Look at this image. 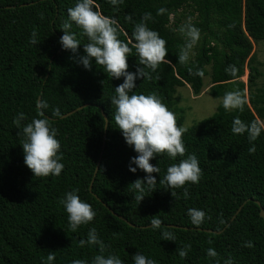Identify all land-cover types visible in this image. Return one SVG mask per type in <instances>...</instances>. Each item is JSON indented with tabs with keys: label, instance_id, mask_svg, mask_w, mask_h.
I'll list each match as a JSON object with an SVG mask.
<instances>
[{
	"label": "trees",
	"instance_id": "1",
	"mask_svg": "<svg viewBox=\"0 0 264 264\" xmlns=\"http://www.w3.org/2000/svg\"><path fill=\"white\" fill-rule=\"evenodd\" d=\"M76 2L0 0V264H49V252H55L51 264H72L76 259L91 264L100 254L99 247H81L79 241L87 239L92 228L110 246L103 254L118 255L124 264H134L132 256L137 251L157 264H217V260L224 264L229 258L233 264H264V220L259 216L260 209L264 211V131L253 142L255 153L250 154L247 133L233 134L231 130L236 117L245 123L264 120V84L257 87L260 73L252 53L253 44L264 41V0H123L118 6L95 0L102 14L118 20L122 28L119 38L125 42L132 38L134 25L143 15L152 14L147 25L167 41L166 59L172 64L162 63L156 72L146 69L153 79H137L134 93L159 95L175 113L178 126L183 118L175 106L176 88L187 85L194 96L200 95L207 66L215 96L233 84L243 94L247 88L243 111H226L221 105L184 133V157L172 159L164 153L150 160L160 172L152 174L157 180L155 189L152 192L145 185L140 203L134 199L137 192L131 183L147 174L129 170L130 159L137 153L117 128L111 104L115 87L124 78H111L94 59L91 70L79 63V57L86 55L83 44L89 41L75 22L70 21L71 31L81 41L78 52L65 50L59 43L64 34L61 26L69 20L67 10ZM161 8L167 11L157 15ZM129 14L132 21L126 19ZM189 17L201 35L188 64H180L178 55L186 38L179 28ZM34 30L37 44L30 43ZM127 62L130 72L140 66L134 48ZM229 65L237 68L235 77L225 71ZM198 69H203V77L195 75ZM246 69L245 84L240 80ZM38 100L48 104L44 115L58 129L64 164L59 176H34L24 163L23 136L17 135L21 129L13 124L21 112L26 117L24 125L39 118ZM56 108L60 117L53 116ZM104 135L105 148L93 179ZM190 154L197 156L203 175L199 183L185 184L189 193L185 198L184 188L170 189L159 180L171 164ZM75 189L92 205L96 217L73 232L59 201ZM190 208L206 213L202 224L191 222ZM153 216L162 220L160 228L151 226ZM166 230L174 234L175 241L162 240ZM248 241L254 246H244ZM186 244L191 249L181 258L177 249ZM209 248L218 253L216 258L207 255Z\"/></svg>",
	"mask_w": 264,
	"mask_h": 264
},
{
	"label": "clouds",
	"instance_id": "2",
	"mask_svg": "<svg viewBox=\"0 0 264 264\" xmlns=\"http://www.w3.org/2000/svg\"><path fill=\"white\" fill-rule=\"evenodd\" d=\"M113 6L123 3V0H108ZM166 9H158L157 15L165 13ZM69 20L64 21L61 26L63 35L60 37L59 43L63 49L71 50L77 53L81 41L77 38V34L72 32V23L82 29V34L88 38V43L83 44L86 55L79 57L85 69L91 70L92 60L96 65L104 67L106 73L111 78H124L123 83L115 87V95L111 98V104L115 106L114 120L117 128L122 132L126 143L134 148L136 156L130 159L129 170L133 173L140 169L147 175L143 179H136L131 183L137 194L134 199L139 203L145 198V185L148 190L154 191L157 183L153 173H159V166L150 163V160L161 154L176 159L178 156L184 157L187 149L182 140L184 133L188 129L184 126L177 125V118L173 111L169 110L166 104L156 93L149 95L135 94V81L137 79H153L151 72H156L162 63L172 64L166 59L168 50L166 48L167 41L159 35L157 31L150 29L147 21L152 19V14L147 12L143 15L141 21L134 25L132 38L125 42L119 38L122 31L121 25L114 17L102 14L99 5L95 0H77L74 7L67 10ZM126 19L132 21V15L129 14ZM71 21V22H70ZM179 32L186 38L184 45L180 48L178 62L180 64H188L193 48L198 43L201 30L192 22L191 17L188 22L179 28ZM134 39L135 43L132 42ZM30 43L37 44V32L34 30L31 34ZM131 45V47L129 46ZM135 49L139 58V63L135 72L128 71V57L131 56L132 49ZM146 69H150L151 72ZM191 71V69H189ZM233 77L236 76L237 68L229 65L225 69ZM203 77V69H198L195 73ZM155 79L159 80L157 76ZM247 97L239 90L228 91L224 94L222 104L226 111L240 110L243 111ZM48 104L41 100L37 103V111L39 118H33L26 125L22 121L26 119L24 113H19L13 119V124L21 129L17 133L22 135L21 145L24 153L25 165L34 173L36 177H47L49 175L59 176L64 169L61 163L63 154L60 152L61 144L56 138L58 129L54 127V121L44 115V110ZM54 117H60L59 108L53 110ZM233 134L243 135L247 133L249 143L252 145L248 152L254 154L256 151L253 143L264 131V121L253 120L251 123H245L239 117L234 118L232 122ZM132 165H135L133 167ZM203 175V170L199 166V160L195 154L187 155V158L181 159L178 163H173L167 168L166 175L159 183L166 184L170 189L184 188L183 195L188 197V189L185 184L191 182L199 183ZM78 189L69 191L65 194L59 203L63 205L68 214V223L70 229L75 232L79 226L88 224L96 217V211L92 205L82 200L78 193ZM172 196H176V192H171ZM188 215L191 222L195 225L203 223L206 213L197 208L188 209ZM210 219V217H208ZM153 228H160L162 220L153 216L151 220ZM162 240L175 241V236L171 231L162 233ZM212 243V241H209ZM93 245L99 247L100 254L96 255L91 264H124V261L115 254L105 256L103 253L106 248L110 247L100 239L97 230L92 228L87 233V239H81L79 245ZM246 247H253L251 241L246 242ZM191 249L190 244L177 249V254L181 258H186L188 251ZM207 255L216 258L218 253L213 248L207 250ZM132 259L134 264H157V262L140 252H136ZM55 260V252H49L47 261L51 264ZM72 264H88L83 259H76ZM217 264H220L217 260ZM224 264H233L231 258L224 261Z\"/></svg>",
	"mask_w": 264,
	"mask_h": 264
},
{
	"label": "rangeland",
	"instance_id": "3",
	"mask_svg": "<svg viewBox=\"0 0 264 264\" xmlns=\"http://www.w3.org/2000/svg\"><path fill=\"white\" fill-rule=\"evenodd\" d=\"M187 11L183 12V19H186ZM252 53L255 56L256 63L254 64L260 75L257 79V87H261L264 84V41H260L258 43L253 44ZM193 55V54H192ZM192 57V56H191ZM210 67H206V71L208 75L203 78V88L202 92L198 96H194L191 92L189 86L178 87L176 88V92L174 94L175 106L177 109V113L182 116L183 124L182 126L187 129L192 128L194 125L199 123L200 121L212 116L219 106L223 105L222 100L224 94L228 91L237 90L236 85L228 86L223 93L219 96H215L211 91V83H210ZM248 70H245L244 77L240 80L241 82L246 84ZM245 96H247V88L245 87L243 90ZM264 121V120H259Z\"/></svg>",
	"mask_w": 264,
	"mask_h": 264
},
{
	"label": "water",
	"instance_id": "4",
	"mask_svg": "<svg viewBox=\"0 0 264 264\" xmlns=\"http://www.w3.org/2000/svg\"><path fill=\"white\" fill-rule=\"evenodd\" d=\"M38 102H39V100H38ZM84 107H85V106H82V107H79V108H77V109H75V110L69 112L68 114L64 115L63 118H66V117L72 115L73 113H75V112H77V111L83 109ZM103 117H104V121H105L104 129L106 130L108 122H107V119H106V117H105L104 114H103ZM104 148H105V135L103 136V142H102L101 153H100V156H99L98 162H97V164H96V168H95V170H94L93 179L95 178V176H96V174H97V172H98V168H99V165H100V163H101V158H102V155H103ZM93 179H92L91 184H90V187H89L90 191H91V189H92V182H93ZM257 204L260 205L258 202H257ZM241 208H242V206H240V207L238 208L236 214L231 218L230 222H232V221L235 219L236 215L241 211ZM259 216L264 220V211H263L262 209H260ZM119 218H120V219H123L122 217H119ZM123 220H124V219H123ZM227 226H228V224H227ZM227 226H226V227H227ZM147 227H150V226H147ZM169 227H176V226H169ZM226 227H225V228H226ZM225 228H224V229H225ZM183 229L188 230V228H183ZM224 229H223V230H224ZM223 230H222V231H223ZM203 231H204V232H207V233H214V234H220V233L222 232V231H221V232H218V231H211V230H203Z\"/></svg>",
	"mask_w": 264,
	"mask_h": 264
}]
</instances>
